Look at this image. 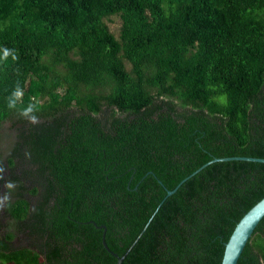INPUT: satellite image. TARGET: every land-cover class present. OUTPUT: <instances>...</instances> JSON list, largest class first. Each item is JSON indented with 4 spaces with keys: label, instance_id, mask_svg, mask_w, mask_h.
Masks as SVG:
<instances>
[{
    "label": "trees",
    "instance_id": "16d2710c",
    "mask_svg": "<svg viewBox=\"0 0 264 264\" xmlns=\"http://www.w3.org/2000/svg\"><path fill=\"white\" fill-rule=\"evenodd\" d=\"M4 47L19 59L0 62V193L18 187L0 264H115L104 228L117 255L141 233L121 264H220L264 162L213 161L166 190L214 157L264 158V0H0ZM33 98L38 125L18 115ZM27 142L40 179L21 173ZM236 264H264V216Z\"/></svg>",
    "mask_w": 264,
    "mask_h": 264
},
{
    "label": "water",
    "instance_id": "95a60500",
    "mask_svg": "<svg viewBox=\"0 0 264 264\" xmlns=\"http://www.w3.org/2000/svg\"><path fill=\"white\" fill-rule=\"evenodd\" d=\"M231 159H242V160H251V161H260L264 162V158L261 157H251V156H225V157H214L210 159L209 161L203 163L198 168H196L193 172H191L189 175L181 179L176 186L173 189H167L166 195L172 194L177 187L185 181L188 177L198 172L200 169H202L207 164L213 162V161H222V160H231ZM264 216V196L259 199L256 203H254L238 220L236 225L234 226L232 232L229 235L228 240L225 243L223 255L221 258L220 264H236L247 240L251 236L254 228L260 221V219ZM97 227H103V225H97ZM104 231L102 232V244L106 248L107 251H109L112 255L115 256L116 261L115 264H121L124 256L127 254V252L130 250L132 245L135 243L137 238L139 237V234L133 243L128 247V249L124 252L122 255H117L113 251H111L104 240Z\"/></svg>",
    "mask_w": 264,
    "mask_h": 264
},
{
    "label": "clouds",
    "instance_id": "9594fccd",
    "mask_svg": "<svg viewBox=\"0 0 264 264\" xmlns=\"http://www.w3.org/2000/svg\"><path fill=\"white\" fill-rule=\"evenodd\" d=\"M9 58L11 60L17 61L19 56L15 49H10L4 47L0 49V62L7 63ZM24 100V89L20 86L19 81H17L15 87L11 91L10 95L7 98V107L9 109H17L18 104H23ZM40 111V102L39 100L33 98L27 105L20 107L18 115L20 118L24 119L32 125H38L41 121L38 116ZM26 157L30 156L29 153H25ZM5 168L3 165H0V180H4ZM4 187L7 189L6 192L0 193V212L6 210L11 204V193L15 191L18 187V184L15 181L8 180L5 182Z\"/></svg>",
    "mask_w": 264,
    "mask_h": 264
},
{
    "label": "rangeland",
    "instance_id": "374dc122",
    "mask_svg": "<svg viewBox=\"0 0 264 264\" xmlns=\"http://www.w3.org/2000/svg\"><path fill=\"white\" fill-rule=\"evenodd\" d=\"M107 23L110 27V29L114 32L117 33L119 24H120V20L118 16H110V18L107 20ZM7 124H5L3 132H2V136L5 138L4 142L6 143V145L9 144V140L11 138L8 129H6ZM7 132V133H6ZM8 135V136H5ZM31 137V134H27V138L29 139ZM4 145V148H7V146ZM22 156L24 159V167L20 168L21 169V173L26 175L28 180L31 179H40L42 178L43 174H45L44 171V163L40 160L41 159V150L34 146L31 147L30 143L27 142L23 148H22ZM25 153H29L30 156L25 155ZM32 160H34V162H32Z\"/></svg>",
    "mask_w": 264,
    "mask_h": 264
}]
</instances>
